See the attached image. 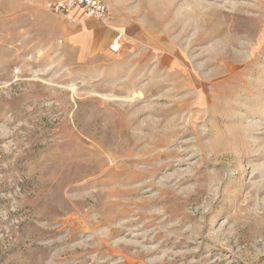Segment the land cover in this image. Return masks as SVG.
Here are the masks:
<instances>
[{
	"label": "rangeland",
	"instance_id": "rangeland-1",
	"mask_svg": "<svg viewBox=\"0 0 264 264\" xmlns=\"http://www.w3.org/2000/svg\"><path fill=\"white\" fill-rule=\"evenodd\" d=\"M110 4L0 0V264H264V0Z\"/></svg>",
	"mask_w": 264,
	"mask_h": 264
},
{
	"label": "crops",
	"instance_id": "crops-1",
	"mask_svg": "<svg viewBox=\"0 0 264 264\" xmlns=\"http://www.w3.org/2000/svg\"><path fill=\"white\" fill-rule=\"evenodd\" d=\"M46 5L57 0H41ZM111 12V0H104ZM110 17L100 21L86 14L82 9H77L67 16H56L58 34L68 46L79 47L84 55L108 52L112 40L122 34L111 23Z\"/></svg>",
	"mask_w": 264,
	"mask_h": 264
},
{
	"label": "built area",
	"instance_id": "built-area-1",
	"mask_svg": "<svg viewBox=\"0 0 264 264\" xmlns=\"http://www.w3.org/2000/svg\"><path fill=\"white\" fill-rule=\"evenodd\" d=\"M48 9L55 15L67 16L77 9H82L86 14L97 20L103 21L108 16V7L104 0H57L47 5ZM124 37L118 34L110 43L111 53L118 54L123 50Z\"/></svg>",
	"mask_w": 264,
	"mask_h": 264
}]
</instances>
